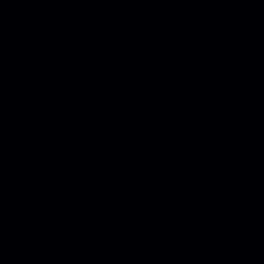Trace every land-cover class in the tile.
Instances as JSON below:
<instances>
[{"label":"water","instance_id":"1","mask_svg":"<svg viewBox=\"0 0 264 264\" xmlns=\"http://www.w3.org/2000/svg\"><path fill=\"white\" fill-rule=\"evenodd\" d=\"M0 264H264V0H0Z\"/></svg>","mask_w":264,"mask_h":264}]
</instances>
